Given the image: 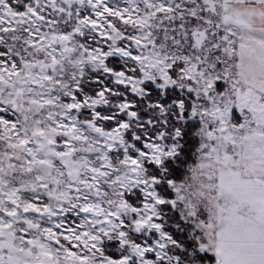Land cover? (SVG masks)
Segmentation results:
<instances>
[{"label": "snow or ice", "instance_id": "obj_1", "mask_svg": "<svg viewBox=\"0 0 264 264\" xmlns=\"http://www.w3.org/2000/svg\"><path fill=\"white\" fill-rule=\"evenodd\" d=\"M0 264H264V0H0Z\"/></svg>", "mask_w": 264, "mask_h": 264}]
</instances>
